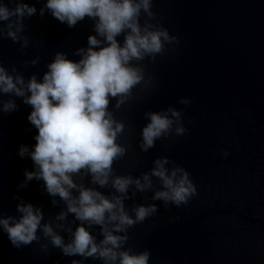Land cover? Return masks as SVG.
Instances as JSON below:
<instances>
[{
    "label": "water",
    "instance_id": "obj_1",
    "mask_svg": "<svg viewBox=\"0 0 264 264\" xmlns=\"http://www.w3.org/2000/svg\"><path fill=\"white\" fill-rule=\"evenodd\" d=\"M0 264H264V0H0Z\"/></svg>",
    "mask_w": 264,
    "mask_h": 264
}]
</instances>
